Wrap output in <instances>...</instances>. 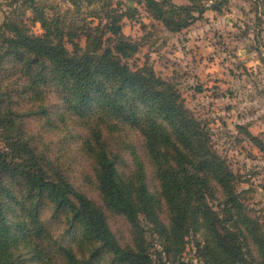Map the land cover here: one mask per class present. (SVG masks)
I'll return each instance as SVG.
<instances>
[{
    "label": "trees",
    "instance_id": "1",
    "mask_svg": "<svg viewBox=\"0 0 264 264\" xmlns=\"http://www.w3.org/2000/svg\"><path fill=\"white\" fill-rule=\"evenodd\" d=\"M67 1L74 11L50 16L36 0H22L41 35L16 13L0 24V264H22L11 244L13 226L27 231V250L49 264H101L105 256L111 264H153L155 245L141 217L162 246L163 264H187L181 257L189 236L200 264H264V227L243 202L239 176L209 127L152 67L134 70L127 62L139 43L122 34V21L137 9L119 12L108 0H86L100 8L78 25L67 15L79 13L84 0ZM137 1L171 32L208 9L203 0ZM31 117L41 129L62 124L59 141L77 139L87 162L81 179L100 202L79 188L67 159L38 138ZM130 132L137 146L128 142ZM246 135L264 152L260 138ZM112 217L125 220L126 243ZM76 226L86 243L58 239Z\"/></svg>",
    "mask_w": 264,
    "mask_h": 264
},
{
    "label": "rangeland",
    "instance_id": "2",
    "mask_svg": "<svg viewBox=\"0 0 264 264\" xmlns=\"http://www.w3.org/2000/svg\"><path fill=\"white\" fill-rule=\"evenodd\" d=\"M36 1L50 16L75 10L67 0ZM108 1L119 12H126L128 8L137 9L133 18L124 17L122 21V34L139 43V51L127 62L134 70L145 64L152 67L158 76L173 84L190 111L209 127L213 145L239 176L237 190L243 202L264 227V152L246 135L249 131L264 142V56L261 51H257L256 56L240 52V49L250 45H264V0H203L208 9L203 15L195 13L197 18L179 32H171L162 21L154 20L145 4L137 0ZM173 1L190 4L189 0ZM213 5L218 10L212 8ZM81 7L79 13L67 15L68 22L75 20L81 25L83 18L91 21L90 11L99 9L100 4L88 5L84 0ZM14 13L28 21L35 34H43L40 23H31L32 12L22 0H0V24L7 16L13 17ZM94 21L98 23V19ZM77 42L85 45L84 38ZM67 46L73 48L70 44ZM92 109L90 107L86 111ZM28 124L41 134L38 135L40 140L49 143L55 156L67 159L71 175L77 176L75 181L79 188L100 202L88 179H81L86 161L77 139L59 141L64 133L58 128L62 125L59 122L50 129H41L36 117H31ZM47 130L50 131L45 132ZM129 136L128 142L137 146V136L132 132ZM0 147L3 148L1 142ZM11 216L16 217L14 214ZM62 219L63 215H59L58 220ZM141 221L147 229L148 239L155 245L152 248L153 264L165 263L157 256V251H162L157 236L143 217ZM111 225L118 239L126 243L130 232L125 220L112 217ZM13 227L11 244L18 250L20 262L49 264L45 257L27 250V231H17ZM81 230L79 226L64 234L61 230L58 239L69 245L80 244L87 241L86 238L83 240ZM181 259L187 264H200L193 236L187 238ZM100 263L111 264L107 256L101 258Z\"/></svg>",
    "mask_w": 264,
    "mask_h": 264
},
{
    "label": "crops",
    "instance_id": "3",
    "mask_svg": "<svg viewBox=\"0 0 264 264\" xmlns=\"http://www.w3.org/2000/svg\"><path fill=\"white\" fill-rule=\"evenodd\" d=\"M257 51H261L262 55L264 56V45L262 43H258L254 45V47L250 45L249 48L245 47L244 49H240L241 53L246 55L249 54L250 56H256V54L258 53Z\"/></svg>",
    "mask_w": 264,
    "mask_h": 264
}]
</instances>
